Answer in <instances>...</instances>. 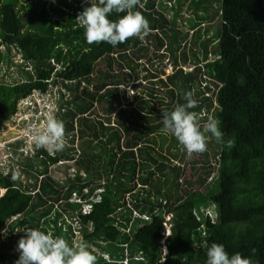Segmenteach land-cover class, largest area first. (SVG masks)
I'll use <instances>...</instances> for the list:
<instances>
[{"label":"trees","instance_id":"16d2710c","mask_svg":"<svg viewBox=\"0 0 264 264\" xmlns=\"http://www.w3.org/2000/svg\"><path fill=\"white\" fill-rule=\"evenodd\" d=\"M33 1L0 0V69L15 64L23 75L0 81V125L20 99L59 84L66 147L35 149L19 159L32 181L0 167V230L7 229L0 235V264L18 259L10 253L24 235L17 230L38 229L71 246L73 223L96 264H204L212 243L250 264H264V0H182L177 8L188 2L193 13L187 21L195 33L189 60L185 51L180 59L175 55L182 30L173 25L175 14L164 12L170 0H138L134 11L147 19L150 32L144 41L132 37L116 47L86 43L75 11L89 5L72 6L80 0H52L38 9ZM214 19L220 25L209 35ZM196 43L202 63L192 50ZM163 50L171 72L160 78L144 68L150 85L132 83L133 99L125 101L118 86L129 84L126 76L136 72L141 57L152 63L165 56L157 53ZM138 86H145V96ZM189 90L199 121L216 118L224 139L235 141L232 149L209 136L205 152L186 155L174 137L161 133L162 110L183 103ZM102 99L107 104L100 117L92 116ZM9 144L13 154L22 145ZM57 163L65 169L62 181L49 173ZM72 192L78 200H69ZM206 207L215 211L213 221Z\"/></svg>","mask_w":264,"mask_h":264},{"label":"clouds","instance_id":"9594fccd","mask_svg":"<svg viewBox=\"0 0 264 264\" xmlns=\"http://www.w3.org/2000/svg\"><path fill=\"white\" fill-rule=\"evenodd\" d=\"M84 3L89 6L84 7L75 20L83 29V37L89 45L106 43L116 47L132 37L142 40L150 32L147 19L138 11H134L138 0H84ZM77 11L79 10L75 12ZM113 14H117L116 19H112ZM184 68L191 69L187 65H183ZM171 70L172 66L170 72ZM169 73L166 72L165 75ZM209 81L207 78L205 83L209 84ZM182 99L184 102L172 110H162L159 119L162 134L174 137L186 155L205 152L209 136L228 149L235 146L234 140L224 139V133L220 130L216 118L209 116L201 126L199 114L192 111L197 107L193 91L183 92ZM30 141L33 145L30 155L34 154L35 149L49 153L62 151L66 147L63 123L54 115H49L43 124L30 131ZM21 148L22 145L19 150ZM3 192L4 189H0V195ZM69 200H78L75 192L71 193ZM82 211L88 212L89 205L82 203ZM205 212L213 221L215 211L206 207ZM168 215L171 216V213ZM170 216L165 221L169 220ZM75 226L73 225L74 232L77 231ZM168 227L167 224L166 230ZM17 231H23L24 235L17 242L16 251L19 255L14 264H96L97 258L90 251L86 241L70 246L65 239L53 237L52 234L38 229L26 227ZM6 233L7 229L0 230V235ZM205 256L204 264H250V261L239 253L229 255L222 244L212 243L206 248Z\"/></svg>","mask_w":264,"mask_h":264},{"label":"rangeland","instance_id":"374dc122","mask_svg":"<svg viewBox=\"0 0 264 264\" xmlns=\"http://www.w3.org/2000/svg\"><path fill=\"white\" fill-rule=\"evenodd\" d=\"M68 1H73V0H68ZM171 2L168 5H165V11L167 15L171 16L172 13L175 14V24H173L176 28L179 27L181 28L182 32L180 33L179 37L182 39L180 40V46L178 49H176L175 55L178 59L181 58V52L185 51L188 60L189 58H193L192 56V51L190 50V47L192 46V41L193 37L195 36V33L192 35V29L189 28L188 26V20H189V15L191 16L193 13L191 9H188L186 5L188 2H185L181 8L179 7V3L182 0H170ZM36 9L40 8L41 6L45 5L47 6L48 3H51L52 0H34ZM80 5V4H85L84 0H80L79 2H74L72 6L75 5ZM71 12V11H70ZM27 13V12H26ZM76 15L79 14V11L75 12ZM21 16H25L21 13ZM77 17V16H76ZM212 22L205 21L203 28L200 30L201 38L204 39L206 29H207V24H210ZM219 22L215 21L210 25V28L208 29V34L211 35L214 33V28L218 27ZM172 25V26H173ZM220 25V24H219ZM212 26V28H211ZM218 29V28H217ZM187 32V34H186ZM214 40V39H213ZM142 41H144L142 39ZM215 44H213V41L209 43V49L211 47H214ZM2 49V48H1ZM197 50L198 56L200 63H202V50L200 49L199 45L196 43V47L194 46L193 49ZM151 51V50H149ZM210 52H212L210 50ZM12 53V59L15 63H19L20 60V55L18 53H15L14 50L11 51ZM158 54H164L165 56L162 58H156V60L152 63H149L147 61L146 56L141 57L138 60V66H136L134 71L129 72L127 69L126 72H129V74L126 76L128 79L129 84H120L119 87V92L124 91V96H125V101H130L132 100V95L135 93V90H132V83L136 84L137 82L141 83V85L148 86L150 85V80L148 78H144L146 75V69H152L153 71L158 73V77L164 78L165 73H169L171 69V62H170V55H168L166 52L163 53L157 52ZM148 56L153 57V54L148 53ZM188 65V64H187ZM190 68H187L189 70ZM161 71H164V74ZM137 75V76H136ZM23 78V75L19 72L18 66L15 64H11L8 67L6 65H2L0 69V81L2 82H12L14 80ZM203 83L201 84V86ZM145 86H138V89L141 91V95L145 96L146 93V88ZM63 91L62 88H60L59 84H51L49 89L46 92H38V91H33L30 95L27 97H24L20 99L17 103V111L9 118L8 121H5L1 123L0 125V167L2 169L8 170L9 168H12V171L15 172V174H19V177L22 179V181H32V179H29L26 177V174L23 172V166L21 163H19V159L25 158L26 155H30V151L32 150V143L30 141V131L34 129L35 127L43 124L44 120L49 116V115H54L58 120L60 119V113L62 110L58 107V103L61 101V94L60 92ZM163 94V93H161ZM65 96V93H64ZM161 96V95H160ZM124 101V102H125ZM158 99L155 100L156 103H154L155 106H158L157 104ZM124 103L123 101H121ZM117 103V101H115ZM106 101L102 99V101L99 103L97 102L95 104V111L91 115L94 117H100L99 113H102V107L106 106ZM54 111H51L53 110ZM209 116H211L209 114ZM205 121H199L201 126L203 125ZM155 139H156V144L155 147L158 145V134L157 132L153 133ZM19 140L22 143V148L18 150L17 154H13L11 152L12 146L9 144L12 141ZM168 145L164 144V148ZM209 160L211 161L212 165L216 164V161L210 157ZM59 163V162H58ZM53 164L49 166V173L55 177L56 179L62 181L65 177V169L62 165L60 164ZM26 165V161H25ZM69 173H72V169H68ZM137 186V184H136ZM145 188L149 190L150 192V197L154 196L153 190L149 185H146ZM164 202V200H162ZM162 202V203H163ZM170 215L165 216V220L169 217ZM14 219V218H13ZM74 225V223H73ZM17 240L20 239V237H16ZM17 242L15 241L12 243L10 253L15 254L18 257V252L16 251L17 248ZM71 242L72 245H78L79 244V234L78 232H74L73 236L71 237ZM103 244H106L105 242H101ZM93 249L99 250L97 247L93 246ZM106 256V255H105ZM124 262H126L124 260Z\"/></svg>","mask_w":264,"mask_h":264},{"label":"built area","instance_id":"2783aa9c","mask_svg":"<svg viewBox=\"0 0 264 264\" xmlns=\"http://www.w3.org/2000/svg\"><path fill=\"white\" fill-rule=\"evenodd\" d=\"M185 70H187V68H184ZM170 72V71H169ZM73 195H74V193H73Z\"/></svg>","mask_w":264,"mask_h":264}]
</instances>
